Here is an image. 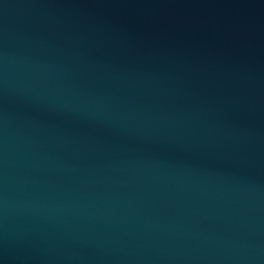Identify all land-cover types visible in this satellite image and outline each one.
Here are the masks:
<instances>
[{"label":"water","instance_id":"obj_1","mask_svg":"<svg viewBox=\"0 0 264 264\" xmlns=\"http://www.w3.org/2000/svg\"><path fill=\"white\" fill-rule=\"evenodd\" d=\"M0 264H264V0H0Z\"/></svg>","mask_w":264,"mask_h":264}]
</instances>
